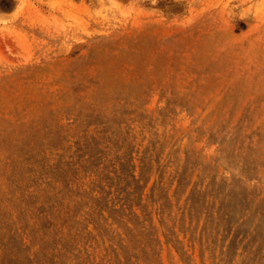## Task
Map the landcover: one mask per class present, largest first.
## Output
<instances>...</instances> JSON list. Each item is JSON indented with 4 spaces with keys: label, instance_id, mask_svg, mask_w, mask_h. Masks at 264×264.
Segmentation results:
<instances>
[{
    "label": "rangeland",
    "instance_id": "obj_1",
    "mask_svg": "<svg viewBox=\"0 0 264 264\" xmlns=\"http://www.w3.org/2000/svg\"><path fill=\"white\" fill-rule=\"evenodd\" d=\"M0 264H264V0H0Z\"/></svg>",
    "mask_w": 264,
    "mask_h": 264
}]
</instances>
